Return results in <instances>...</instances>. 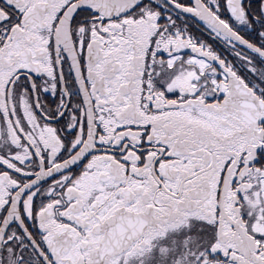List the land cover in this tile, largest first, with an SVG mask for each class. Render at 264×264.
Masks as SVG:
<instances>
[{
    "label": "flooded vegetation",
    "instance_id": "obj_1",
    "mask_svg": "<svg viewBox=\"0 0 264 264\" xmlns=\"http://www.w3.org/2000/svg\"><path fill=\"white\" fill-rule=\"evenodd\" d=\"M112 1L0 0V264H264V0Z\"/></svg>",
    "mask_w": 264,
    "mask_h": 264
},
{
    "label": "water",
    "instance_id": "obj_2",
    "mask_svg": "<svg viewBox=\"0 0 264 264\" xmlns=\"http://www.w3.org/2000/svg\"><path fill=\"white\" fill-rule=\"evenodd\" d=\"M135 2H137V0H113L112 5L115 9L121 8V6L125 8L128 6H132L133 4H135Z\"/></svg>",
    "mask_w": 264,
    "mask_h": 264
}]
</instances>
